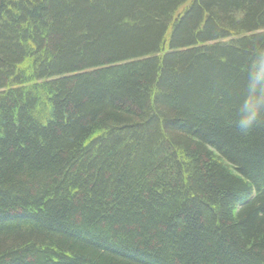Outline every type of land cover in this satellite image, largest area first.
<instances>
[{
  "label": "trees",
  "instance_id": "trees-1",
  "mask_svg": "<svg viewBox=\"0 0 264 264\" xmlns=\"http://www.w3.org/2000/svg\"><path fill=\"white\" fill-rule=\"evenodd\" d=\"M264 0H0V264H264Z\"/></svg>",
  "mask_w": 264,
  "mask_h": 264
},
{
  "label": "clouds",
  "instance_id": "clouds-1",
  "mask_svg": "<svg viewBox=\"0 0 264 264\" xmlns=\"http://www.w3.org/2000/svg\"><path fill=\"white\" fill-rule=\"evenodd\" d=\"M264 119V62L253 64L248 71L247 99L237 121L241 133H247Z\"/></svg>",
  "mask_w": 264,
  "mask_h": 264
}]
</instances>
